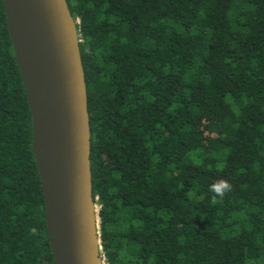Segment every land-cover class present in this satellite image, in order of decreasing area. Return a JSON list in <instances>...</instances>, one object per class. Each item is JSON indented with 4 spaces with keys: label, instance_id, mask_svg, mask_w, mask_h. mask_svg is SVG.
Instances as JSON below:
<instances>
[{
    "label": "trees",
    "instance_id": "16d2710c",
    "mask_svg": "<svg viewBox=\"0 0 264 264\" xmlns=\"http://www.w3.org/2000/svg\"><path fill=\"white\" fill-rule=\"evenodd\" d=\"M67 1L106 264H264V0ZM32 128L0 0V264H56Z\"/></svg>",
    "mask_w": 264,
    "mask_h": 264
},
{
    "label": "water",
    "instance_id": "95a60500",
    "mask_svg": "<svg viewBox=\"0 0 264 264\" xmlns=\"http://www.w3.org/2000/svg\"><path fill=\"white\" fill-rule=\"evenodd\" d=\"M33 120L47 232L56 264H106L93 193L80 37L67 0H3Z\"/></svg>",
    "mask_w": 264,
    "mask_h": 264
},
{
    "label": "clouds",
    "instance_id": "9594fccd",
    "mask_svg": "<svg viewBox=\"0 0 264 264\" xmlns=\"http://www.w3.org/2000/svg\"><path fill=\"white\" fill-rule=\"evenodd\" d=\"M230 190V186L227 182H218L210 186V191L215 193L216 196H223L225 191ZM215 199V196L213 197Z\"/></svg>",
    "mask_w": 264,
    "mask_h": 264
}]
</instances>
